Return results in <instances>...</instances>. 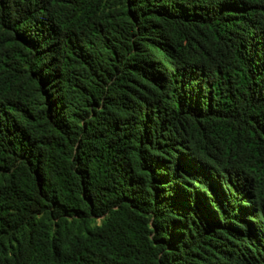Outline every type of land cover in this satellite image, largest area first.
I'll use <instances>...</instances> for the list:
<instances>
[{"label": "trees", "instance_id": "obj_1", "mask_svg": "<svg viewBox=\"0 0 264 264\" xmlns=\"http://www.w3.org/2000/svg\"><path fill=\"white\" fill-rule=\"evenodd\" d=\"M0 264H264V0H0Z\"/></svg>", "mask_w": 264, "mask_h": 264}, {"label": "rangeland", "instance_id": "obj_2", "mask_svg": "<svg viewBox=\"0 0 264 264\" xmlns=\"http://www.w3.org/2000/svg\"><path fill=\"white\" fill-rule=\"evenodd\" d=\"M101 222H102V219L98 220V221H97V224H100Z\"/></svg>", "mask_w": 264, "mask_h": 264}]
</instances>
